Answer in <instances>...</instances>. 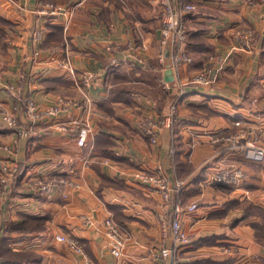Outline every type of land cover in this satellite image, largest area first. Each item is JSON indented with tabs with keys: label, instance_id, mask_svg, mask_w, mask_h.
Instances as JSON below:
<instances>
[{
	"label": "crops",
	"instance_id": "1",
	"mask_svg": "<svg viewBox=\"0 0 264 264\" xmlns=\"http://www.w3.org/2000/svg\"><path fill=\"white\" fill-rule=\"evenodd\" d=\"M187 2L195 9L185 17L182 49L192 60L169 68L159 0H0V180L4 165L19 164L8 189L0 188V262L264 264V162L212 140L244 116L264 144V0H174L179 11ZM213 56L226 58L217 84L190 86ZM85 73L94 75L88 84ZM29 97L43 107L72 103L21 137L1 114L14 103L24 109ZM173 100L177 123L155 128L152 143L145 130ZM73 119L90 125L84 147L76 132L51 127ZM231 165L246 172L239 187L212 182ZM141 171L180 181L175 199L199 203L181 217L189 245L175 243L167 210ZM39 177L70 183L46 193L34 184ZM107 218L126 234L120 258L104 234ZM57 235L77 238L86 254ZM163 248L171 251L166 259Z\"/></svg>",
	"mask_w": 264,
	"mask_h": 264
},
{
	"label": "built area",
	"instance_id": "2",
	"mask_svg": "<svg viewBox=\"0 0 264 264\" xmlns=\"http://www.w3.org/2000/svg\"><path fill=\"white\" fill-rule=\"evenodd\" d=\"M162 13V40L160 44V53L165 58V49L168 41L172 43V61L177 63L191 62V57L188 53L182 49L183 43L187 40V27L185 24V17L187 13L194 11L195 5L192 3H184L181 6L180 11L175 7L174 0H159ZM63 11V8L58 7L54 11ZM58 11V12H59ZM75 13V7L64 11L66 19L69 20ZM41 32H34L33 38L39 40ZM178 50L175 53L173 48ZM38 54V52H36ZM217 59L219 60L217 62ZM219 62H222L218 65ZM226 62V58L213 56L211 61L192 78L190 81L192 84L215 86L218 82L220 72L223 68V64ZM63 63L69 64L70 59L66 57L63 59ZM64 65V66H65ZM68 66V65H66ZM85 83L94 77L92 73H85L83 75ZM164 88L169 90V84L164 83ZM72 102L65 98H59V100L49 107H43L36 100L29 97L26 98L24 103V109L21 108L19 103L11 105V109L4 111L1 116L3 124L7 127H11L18 131L21 137H29L34 131L36 125L40 121H45L53 118L59 114H62ZM178 105L172 104L167 110L161 114L158 122L154 125V122H149V127L146 128V133L150 136L152 143L157 142L158 136L155 133V128H162L164 126H171L178 119ZM23 115L24 121H21L19 114ZM24 124V126H21ZM233 124L235 126L232 131H225L222 133L212 134V140L215 142H223L232 150H236L240 155L249 161L258 163L264 162V144L261 143V132L255 126L251 124V121L244 116H237L234 118ZM52 128H57L63 132H76V142L79 146L84 147L87 145V139L90 132V125L81 123L80 120H69L68 122H52ZM8 171L7 176L1 178L0 188L7 190L11 179H14L19 173V164L7 166L4 165ZM144 183L153 186V189L158 193L161 199V205L167 210L165 218H169L171 222V234L175 243L178 245H188L191 243L192 237L189 232L183 227L182 214L193 213L198 208L196 201H184L182 199H175L174 193L181 189L182 183L172 182L171 179L161 171H141L136 174ZM246 172L236 165H231L226 168H222L217 171L212 178V182L221 183L226 186L237 188L246 179ZM69 179L65 177H39L34 184L39 191L51 193L55 186L60 184H69ZM106 229L104 234L109 239V245L112 254L115 257H122L125 243L126 234L123 229L111 218L105 220ZM57 240L66 242L70 249L82 255L86 254L83 244L75 237L68 235H57ZM161 257L166 259L170 256L171 251L169 248H163L161 251ZM89 264H92L89 262Z\"/></svg>",
	"mask_w": 264,
	"mask_h": 264
},
{
	"label": "water",
	"instance_id": "3",
	"mask_svg": "<svg viewBox=\"0 0 264 264\" xmlns=\"http://www.w3.org/2000/svg\"><path fill=\"white\" fill-rule=\"evenodd\" d=\"M172 44L171 41L167 42L166 49H165V56H166V64L169 68L172 67L173 61H172Z\"/></svg>",
	"mask_w": 264,
	"mask_h": 264
},
{
	"label": "trees",
	"instance_id": "4",
	"mask_svg": "<svg viewBox=\"0 0 264 264\" xmlns=\"http://www.w3.org/2000/svg\"><path fill=\"white\" fill-rule=\"evenodd\" d=\"M195 85H197V84H192V85H190V86H195ZM172 104H177L176 100H173V101L171 102L170 105H172ZM170 105H169V106H170ZM176 123H177V121H176L175 123H173V124L171 125V127L173 128V127L176 125ZM5 127H7V126H5ZM228 148H229V147H228ZM231 151H234V150L231 149ZM234 152H235L237 155H240V153H239L238 151L235 150ZM0 264H17V262H8V261L5 259V260L1 261Z\"/></svg>",
	"mask_w": 264,
	"mask_h": 264
},
{
	"label": "rangeland",
	"instance_id": "5",
	"mask_svg": "<svg viewBox=\"0 0 264 264\" xmlns=\"http://www.w3.org/2000/svg\"><path fill=\"white\" fill-rule=\"evenodd\" d=\"M214 142V141H213ZM231 149V148H230ZM226 186V185H225ZM224 187V186H223ZM224 188H229V187H224ZM225 190H227V189H225ZM199 203H198V208H199ZM198 210V209H197ZM191 237L193 238V236L191 235ZM189 245V244H188ZM180 246H186V245H180Z\"/></svg>",
	"mask_w": 264,
	"mask_h": 264
}]
</instances>
